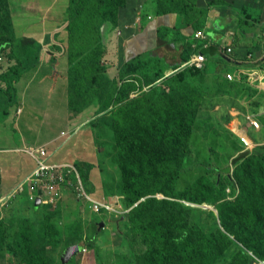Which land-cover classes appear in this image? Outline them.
<instances>
[{"label":"rangeland","instance_id":"rangeland-1","mask_svg":"<svg viewBox=\"0 0 264 264\" xmlns=\"http://www.w3.org/2000/svg\"><path fill=\"white\" fill-rule=\"evenodd\" d=\"M68 3L69 0H0V38L7 35L9 26H13L16 36H32L42 45L45 33L54 29L53 24H58L55 21L66 18ZM157 6L160 5H153V0H124L118 4L116 18L107 20L102 30H115L122 19L126 20L130 15L135 17L133 13L137 10L142 18L141 28L149 22L151 13L163 10L162 6ZM137 26L135 24L132 28H137L140 33ZM192 42L194 45L189 44V51L201 45L194 39ZM149 43L151 37L138 45L143 49L139 51L143 58L127 70L129 81H122L119 76L126 61L121 51L118 56V52L109 51L106 45L98 50V63L94 52L80 63H74L64 55L55 65L57 68L42 61L36 69L25 71L14 79L11 90L0 79V99L8 100L4 105L0 104V116L5 108L11 115V122L0 120V158L20 156L26 165L22 172H18L14 186L17 187L25 179L26 171L35 165L27 153L11 151L14 147L24 148L20 141L23 135L26 144L45 146L52 160L72 164L81 162L85 190L98 200L120 204L119 212H95L87 200L78 197L73 185L63 194L67 200L64 206H59V201L56 205L47 203V206L33 210L28 202L20 201L13 207H4L2 213L16 209L20 214L14 216L28 217L33 225L32 239L28 238L29 249L37 256H45L46 264H58L64 254V243L74 240L76 235H92L100 221L105 224L98 229L100 233L94 239L93 248L87 246L86 252L74 254L63 264H204L200 251L209 239L214 240L209 242L212 258L207 262L210 264H232L230 257L238 252L234 243H228L223 248L224 256L218 258L216 255H220L218 249L223 239L216 229L226 230L217 222V207L183 199L177 193L182 184L196 183L193 189L197 196L201 179H205V186L217 180L219 186L223 185L220 192L227 202L223 214L227 225L240 208L248 209V205L237 199L241 180L234 159L239 157V162L249 159L247 171L255 170L253 150L264 144V102L248 86H226L201 70H173L155 82V89L149 87L145 77L158 68L157 61H151L143 52ZM253 49L254 46L248 48L247 53L255 55ZM6 51L5 59L0 62V74L14 62L8 57L9 50ZM114 79L119 82L117 89L113 86ZM111 91L114 92L113 103L103 105ZM190 99L191 105L186 107ZM243 115L244 119L245 115L255 118L259 127L248 129ZM178 118H181L182 126L177 124ZM233 120L238 121L237 126ZM166 122L172 127L170 134L178 139L171 140L173 145H167L163 140L158 145ZM130 133L131 136L124 137ZM240 134L246 136L250 148H245L239 139ZM134 135L142 139L145 149L141 150L144 145L138 139L139 149L134 148L139 150L138 153L122 152L120 140L123 146L128 145ZM151 153H155L152 157L157 158V164L166 162L173 153L176 162L182 163L184 159L186 163L196 157L203 164L193 167L188 180L181 179L182 175L178 186L173 187L175 189L167 192L165 185L158 191L149 192L147 196L153 197L151 206L144 207L141 220H134L125 214L147 196L134 200L129 193L120 192L119 187L125 186L128 173L137 175L136 169H130V164L135 162L133 157L139 154L137 159L143 161L142 168H146L151 161L142 155ZM226 167L228 171H222ZM140 184H148L149 188L155 186L151 180ZM25 193L26 190L22 191ZM77 198L82 205L76 202ZM249 200L264 202V195L258 193ZM253 205L259 211L264 209ZM63 209L65 217L58 216ZM45 218L51 219L54 225L49 226ZM73 221L78 224L73 225ZM151 224L158 227L157 238L152 240ZM177 235L185 239L178 245L174 243ZM80 243L85 244L83 239ZM17 254L22 256V250L18 248L16 251L12 244L0 248V264H18ZM189 254L194 255V259H189ZM240 254H236L238 259L234 264H264V259L253 253ZM251 254L259 260L250 261Z\"/></svg>","mask_w":264,"mask_h":264},{"label":"trees","instance_id":"trees-1","mask_svg":"<svg viewBox=\"0 0 264 264\" xmlns=\"http://www.w3.org/2000/svg\"><path fill=\"white\" fill-rule=\"evenodd\" d=\"M124 0H69L68 6L66 8V18L63 21V24L60 26L58 30L50 33L44 40V43L40 45L34 38L27 37V36H16L15 30L13 26H9L6 31L7 35H4L0 38V50L4 53V56L7 54L6 49H8V57L10 60L14 62L8 67L6 71L0 74V79L6 84L9 90L13 87L14 79H18L23 75L25 71H31L38 67V65L42 62V51L43 49L48 53L47 63L54 66L58 63V59L61 56H67V59L74 63H80L85 57H87L91 53H95L96 63H98L99 54L98 50L102 49L105 45L104 37H103V30L102 25L107 20H112L116 18V14L118 13V4L121 2L123 3ZM156 2V5H160L163 7V10L160 12H174L176 14V19H178V24L174 27L170 28L171 30H167V34L170 33L173 41L181 42L182 49L178 54L179 61L176 63H169L166 61L162 56L155 53L153 50H148L145 54L151 58L152 60H156L158 63V68L153 71L149 77L146 78V84L149 87L153 86L155 89V82L159 78H165L167 75L165 71L169 68H173V70L177 69H190L193 71H203L206 75V68L208 63H205L200 68L184 65L181 66L182 63L188 60L189 56L196 52L200 51L202 54L210 55V50L202 48L201 45L198 49H194L189 52L184 44L185 35L182 33V29L189 27L192 30L200 29L203 26V22L205 20L206 14L210 9V5L200 6L197 4L196 0H153ZM160 6H157L160 8ZM137 12V11H136ZM134 12L133 14H136ZM240 18L242 19L243 24H248L251 26H257L261 24L260 20V13L258 10L254 8H250L245 6L241 9ZM61 32H65L66 37L65 39H60L59 35ZM163 36V37H164ZM45 47V48H44ZM6 52V53H5ZM143 53V52H142ZM143 58V55L140 53L133 57L128 58L123 66L120 68L119 76L122 81H129L126 75V72L129 68L133 67L137 62H139ZM218 62L224 61L223 58L218 56ZM171 65V67H170ZM222 71L217 70L214 73V79L222 82L226 86H238V85H245L248 86L247 83L244 81V77L242 76L239 80H227L225 77H221ZM119 82L117 80H113V86H116ZM154 84V85H153ZM249 87V86H248ZM250 88V87H249ZM1 89V88H0ZM117 89V86H116ZM117 90H115L116 92ZM113 93L110 92L104 102L103 105H109L113 103ZM120 93V92H119ZM8 100L7 99H0V104H5ZM191 105V99L186 103V107ZM7 115V109H4L2 116H0V120L4 119ZM177 124L182 126L181 118L177 119ZM171 126L166 122L164 127V134L162 135V130L160 134V139L158 141V145H160V141L163 140L167 145H173L171 140L178 139V136L170 134ZM132 134H125L124 137L131 136ZM162 135V136H161ZM138 139L143 143L142 139L139 136H132L129 140L128 145L123 146L122 139L120 140V146L123 148L122 152L125 153H138L139 150V142ZM144 145V143H143ZM179 147V143L176 144ZM182 143H180V146ZM125 147V148H124ZM145 149V145L141 150ZM255 161L252 162L255 165V170L252 172L247 171L249 165L247 164L249 159L244 160L243 162H239V157L234 159L235 163H237V173L239 174L241 180V190L237 195V199L241 204L248 205V209L244 210V208H240L238 210V214L233 219L232 222L227 225V220L224 218V212L227 205L226 199L224 195L222 196L220 189L223 188V185L219 186V182L212 181L209 185L205 184V179H201L199 182L200 191H198L197 196H195V190L193 189L196 183H184L179 187L180 191H184V193H177L181 198L200 203L204 202L206 204L214 205L217 207V222L226 230L216 229L218 234L223 239V244L220 246L221 248L218 249L220 255L218 258L224 256V247L228 243H234L236 250L240 252L241 255H247L248 252L253 253L255 256L264 259V209L261 211L257 210L255 205H260L264 207V202L260 201H253L249 200L252 195L258 194L264 195V156L262 153L264 152V144L258 145L253 150ZM186 148L184 147V158H185ZM155 153H151V155H142L149 158L151 163L148 167L142 168L143 161L137 159L139 154L133 157L135 162L130 164V169H136V174L133 175L128 173L126 176L128 179L126 180L125 186L122 188L119 187V191L127 192L130 194L134 200L142 199L143 196L149 195V192L158 191L159 188L165 187V190L171 191L175 189L173 187L178 186L179 179H184V181L189 179V174L193 170V167L199 166L203 164L198 158H190V160L185 161L184 159L182 163L176 162L175 154L173 153L172 157L165 162L162 161L157 164V158H153L152 155ZM76 169L79 172L81 181L83 186L85 187L84 178L81 173V166L82 163H74ZM222 171H228V168L222 169ZM143 172H145V177L143 176ZM76 180V176H74ZM180 179V180H181ZM151 180L155 186L149 188L148 184H140L144 181ZM209 180V179H207ZM168 181V182H167ZM167 182V184H165ZM194 185V186H193ZM234 188V187H233ZM127 189V191H126ZM254 193V194H253ZM224 194V193H223ZM76 197H74L75 199ZM28 194H17L15 197H12V200L8 203L7 206L13 207L18 202L22 201L28 202L32 209L35 210L40 206H47V204L41 203L36 204L34 201L28 200ZM133 200V201H134ZM67 200H64L62 197L60 199V205H65ZM153 201L152 196H147L142 200H139L137 205L132 207L125 215L134 219V220H141L144 215V207L146 205L151 206L150 204ZM80 205L81 202L76 200ZM58 206V207H59ZM143 208V210H142ZM228 208H231L229 206ZM142 210V212H141ZM15 214H20L19 211L15 209L13 212L1 213L0 214V248L7 247L9 245H13L14 249L17 251L18 248L22 250V256H19L18 264H46L44 261L45 256H37L34 254V251L29 249V242L28 238L32 239L31 237V229L33 225L30 223L28 217L23 216H14ZM58 216H64V209ZM199 218V217H198ZM47 220V224L49 226L54 225L49 218H45ZM51 220V221H50ZM78 224L73 221V225ZM79 224H82L79 222ZM99 223L96 225L94 232L92 235L78 237L77 235L74 237V240L65 242V246L62 250H66L69 245L72 244H81V239L84 240V245L93 248L94 239L97 233H100L98 230ZM187 230H190L187 228ZM158 234V227L154 224H151V240L157 238ZM88 236V237H87ZM7 238L9 241H6ZM184 237L182 235H177L174 237V243L176 245L184 242ZM214 241L209 239L208 242H205L204 245L201 247L200 254L201 259L203 260L204 264H210L207 262L208 259L212 258V245L209 243ZM82 245V244H81ZM203 248V249H202ZM12 250V249H11ZM237 252V253H238ZM236 253V254H237ZM232 255L230 257V263L238 259V257ZM249 255V254H248ZM254 255H250V261H256L257 257ZM189 259H194V255L189 254ZM255 258V259H254ZM259 260V258L257 259ZM232 262V264H234ZM61 257L58 264H63ZM48 264V263H47Z\"/></svg>","mask_w":264,"mask_h":264},{"label":"crops","instance_id":"crops-1","mask_svg":"<svg viewBox=\"0 0 264 264\" xmlns=\"http://www.w3.org/2000/svg\"><path fill=\"white\" fill-rule=\"evenodd\" d=\"M196 2L200 6H206L209 4L210 9L206 14L203 26L200 29L192 30L189 27L182 29V33L185 35L184 44L187 51H189V47H191L189 46L190 43L191 45H194V42H192L193 39L197 41V44L201 43L202 48L210 50V55L204 54V65L205 63H208L206 68L207 76L210 75L214 78V73L217 70L222 71L221 77L225 78V73H230L232 79L226 78L227 80H239L243 76L245 83H247L256 94H259L261 101L264 102V94L262 93V88L264 87V37H262L264 35V0H196ZM154 4H156V2L153 1V5ZM245 6L259 11L261 20L260 25L251 26L242 23L240 12ZM149 16V22L145 23L141 28L140 25L143 23H138L137 27L140 29L139 32L141 34L138 33L137 28H132V24L135 22V17H133V15H130L126 20L122 19L121 23L115 30L107 32V30L103 28L104 43L106 47H108L109 51L113 50L114 53L118 52V56L121 51L122 57L127 60L130 57L138 55L139 51L143 50L138 47V45L143 41L146 42L151 37L149 47L144 48L143 52L151 49L169 63L178 62L180 60L178 54L182 49L181 42H174L170 33L164 36L167 30H171L170 28L178 24L176 14L174 12L156 11ZM64 20L65 18L63 17L56 20L55 22L58 24H53L55 27L49 32L52 33L57 30L58 27L60 28ZM260 27L262 28L259 31ZM195 31H201L202 36L195 37ZM49 32L47 31L45 33V38L50 34ZM138 36L141 37L138 38ZM65 37L66 35L61 32L59 38L65 39ZM253 46L255 55L247 53V49H252ZM226 47H230L231 50L227 52L225 49ZM195 53L201 52L196 51L190 56ZM48 56V53L43 49L42 61L47 62ZM218 56L223 58L224 61L218 62ZM62 57L64 56H61L58 59V63ZM62 60L65 59L63 58ZM47 65L50 64L47 63ZM54 68L57 67L55 66ZM171 71H173V68L167 69L165 74L167 75ZM250 72L253 73L251 78L245 80V75H248ZM21 118L23 119L24 117ZM242 119L246 125L247 123L244 119V115L242 116ZM1 120H9L11 122L10 111L5 118ZM233 122L235 126L238 125L237 120H233ZM1 123H4V125L7 124V122ZM247 128L250 129L251 127ZM231 129L234 130L233 128ZM250 130L255 129L251 128ZM20 141L24 144L23 147L29 145L26 144L27 139L23 135L22 138H20ZM19 148L22 149V146L14 147L11 151L24 152L22 150L17 151ZM1 164H4L5 167L3 168ZM24 167H26V165L23 163L20 156H5L0 158V214L3 212L4 207H6L12 200V197L9 198V195H11L12 191L15 189L14 182L18 176V172H22ZM32 169L33 166L26 171V176L32 171Z\"/></svg>","mask_w":264,"mask_h":264},{"label":"built area","instance_id":"built-area-1","mask_svg":"<svg viewBox=\"0 0 264 264\" xmlns=\"http://www.w3.org/2000/svg\"><path fill=\"white\" fill-rule=\"evenodd\" d=\"M149 18L150 17L148 16V19ZM141 19L140 10H137L135 14V22L132 24V26L136 23L140 24ZM194 36H202L201 31H195ZM225 49L227 52L231 50L230 47H226ZM4 59V53L0 50V62H2ZM204 60V54L195 53L194 55L190 56L187 61L182 63L181 66L190 65L200 68L204 65ZM252 74V72H250L248 75L246 74L245 80H249ZM225 76L227 79H232V75L230 73H225ZM262 93L264 94V87L262 88ZM245 119L249 127L253 129L259 127L257 120L252 116L245 115ZM239 139L244 144L245 148L251 147L245 135L240 134ZM20 150L31 156L35 162V165L32 171L25 177V179L17 187H15V189L12 191V194L9 195V198L15 197L18 193L26 190L31 201H35V199L39 197L41 199V203L56 205L63 197L65 190L70 188V186L75 185L78 197L87 200L90 203V207L93 211L101 212L102 210H105L109 212H119L120 204H111L105 200H98V198L93 197L85 190L75 164L67 161L52 160L50 153L43 145H27ZM74 176H76V180L74 179ZM81 251L86 252L87 246L82 245L78 252Z\"/></svg>","mask_w":264,"mask_h":264},{"label":"water","instance_id":"water-1","mask_svg":"<svg viewBox=\"0 0 264 264\" xmlns=\"http://www.w3.org/2000/svg\"><path fill=\"white\" fill-rule=\"evenodd\" d=\"M35 203L36 204L41 203V199L39 197H37L35 199ZM104 224H105L104 221H100L98 228L100 229V228L104 227ZM81 247H82L81 244H72V245H69L66 248V250L64 251V254L61 257L62 262H64V263L65 262H68V260L71 258V256H73L74 254H76L80 250Z\"/></svg>","mask_w":264,"mask_h":264},{"label":"clouds","instance_id":"clouds-1","mask_svg":"<svg viewBox=\"0 0 264 264\" xmlns=\"http://www.w3.org/2000/svg\"><path fill=\"white\" fill-rule=\"evenodd\" d=\"M83 245V244H82ZM78 253V252H77Z\"/></svg>","mask_w":264,"mask_h":264}]
</instances>
